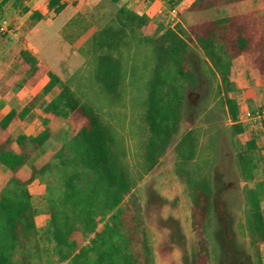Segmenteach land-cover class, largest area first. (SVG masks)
<instances>
[{
    "label": "trees",
    "instance_id": "16d2710c",
    "mask_svg": "<svg viewBox=\"0 0 264 264\" xmlns=\"http://www.w3.org/2000/svg\"><path fill=\"white\" fill-rule=\"evenodd\" d=\"M7 1L3 0L0 10ZM182 1L168 0V5L175 9ZM242 1L246 0H193L182 11H205ZM68 5L64 0H49L48 10L56 17ZM44 18L36 11L31 14L33 21ZM146 22V16L123 6L110 24L97 31L94 44L100 51L95 59L96 82L110 98L117 96L124 80V55L132 49L133 41L152 48V73L144 103L149 131L147 170L156 166L179 132L185 101L181 81L196 80L189 57V42L194 40L209 60L214 77H219L227 87L223 105L232 120V135L248 136L247 150L239 154L244 162L249 153L257 150L256 142L240 121L237 101L227 95L233 85L232 60L239 56L259 72L264 84V14L254 10L196 23L187 30L167 28L155 40L138 36V29ZM16 62L20 70L10 84L14 92L33 88L46 77L48 82L42 94L20 110L11 109L0 120V168L4 169L0 178V264H39L37 260L42 254L60 264H152V247L143 206L135 194L125 139L104 123L95 108L83 101L68 83L47 66L39 65L30 50L22 49ZM57 86L59 93L41 109L43 129L26 130V117L37 109L40 97ZM218 92L221 94V88ZM61 120H66L76 133L56 154L47 152L31 163ZM180 148L184 163L195 158L193 131L181 139ZM50 173H56L60 183L48 186L49 220L41 230L36 223L38 209L31 185ZM191 188L194 236L191 264H212L207 236L213 207L212 185L207 178H201ZM247 198V228L259 250L258 246L264 244V209L259 189L250 188ZM85 237L89 238L87 244ZM258 255V264H264Z\"/></svg>",
    "mask_w": 264,
    "mask_h": 264
},
{
    "label": "rangeland",
    "instance_id": "374dc122",
    "mask_svg": "<svg viewBox=\"0 0 264 264\" xmlns=\"http://www.w3.org/2000/svg\"><path fill=\"white\" fill-rule=\"evenodd\" d=\"M69 2L74 4L56 21L57 29L49 28L52 33L40 40L53 44L40 57L43 59L45 57L46 61L57 62L59 58L65 56L67 60L61 65L65 83H68L83 101L95 108L104 123L112 126L125 139L127 161L135 182V194L143 206L152 247V264H191L194 241L191 227L193 198L191 186L201 178H207L213 190V207L207 228L212 264H258V254L264 261V246L263 244L258 246L257 250L246 223L249 209L247 191L250 188L259 189L264 179L258 176L255 169L250 168L249 156L244 162L239 158L247 134L232 135V120L223 105L227 87L221 84L219 77H214L209 60L198 42L196 40L189 42V57L196 72V80L194 83L181 81L185 89V101L179 132L156 166L147 170L145 153L149 131L144 119V103L148 93V80L152 73V48L133 41L132 49L125 51L124 55V80L117 96L110 98L108 92L96 82L95 59L100 51L96 50L94 37L98 30L112 22L118 9L114 3H111L110 7L103 1L98 7L92 6L88 11L83 10L75 15V20L68 29H63L60 28V23L70 17L79 3L81 7L88 0ZM163 2V13L158 17L150 15L146 24L138 29V36L155 40L159 39L163 30L167 28L187 30L196 23L254 10L264 14V0H246L198 12L182 11L192 0H183L175 9L170 8L168 0ZM139 6L131 5V8L144 11ZM1 11L9 24V30L5 34L0 32V78L4 76L8 81L5 86L0 85V119L9 110H20L33 97L42 94L48 82L46 77L35 89L25 88L23 95L15 96L13 92L15 88H11L10 84L15 79V73L20 70L16 62L17 54L29 46L34 50L32 44L40 46L38 42L33 41L34 35L30 34L34 22L31 23L28 19L26 24L25 19H22L13 24L12 18L15 16L18 18L19 14L15 12L10 15ZM52 16L49 14L53 20L55 17ZM233 79L227 96L237 99L241 103L240 112L244 113L242 101H245V97L241 89L234 85ZM219 88L221 94L218 92ZM4 89L8 94H3ZM59 91L57 86L48 95L40 97L37 109L26 117L24 122L26 130L40 132L43 129L41 109ZM3 100L4 104L1 103ZM246 127L248 130L249 126ZM189 131H193L196 137V156L184 163L180 148L181 139ZM75 133L76 130L66 120L56 123L52 138L31 163L47 152L56 154ZM255 155L252 159L254 166L255 163L259 165ZM3 173L4 169L0 168V178ZM59 183L58 175L50 173L45 179H37L31 185V193L38 209L36 223L41 230L49 220L46 201L48 186ZM84 242L87 244L89 238L85 237ZM37 263L60 264L48 260L45 254H42Z\"/></svg>",
    "mask_w": 264,
    "mask_h": 264
},
{
    "label": "crops",
    "instance_id": "0c3cea01",
    "mask_svg": "<svg viewBox=\"0 0 264 264\" xmlns=\"http://www.w3.org/2000/svg\"><path fill=\"white\" fill-rule=\"evenodd\" d=\"M17 1L18 0H8L2 6L1 10L4 12V14H10L11 15V14H15V12H17L19 14L18 18H16V16L12 18L11 23H13V24H16L17 22L21 21L22 19H25L26 24H27L28 19H30L31 23L34 22L33 23L34 25L30 31L31 32L30 34L34 35L35 38L33 39V41L38 42V44L40 46V47H36L34 44H32L34 47V50H32V48L30 46L28 48L25 47L23 49L30 50L38 59L39 65L47 66L54 74L58 75L64 81L63 69H62L61 65L63 64L64 61L67 60L66 57L62 56L61 58H59L57 60L58 63L52 62V61H46L45 57H44V59L41 58L40 55L43 56V52L44 51L46 52V49H48L53 44L50 41L47 43H43L40 40H42L43 36H46V35L52 33V31L50 32L49 28L57 29L56 28V26H57L56 21L67 10L71 9V7L74 3L71 4L69 2L70 0H64V1L69 3L68 7L59 16L55 17L54 14H52V12H50L48 10L49 0H23L20 3H18ZM75 1H77V0H75ZM103 1H104V3L109 4L110 7H111V3H113L111 0H88V2L81 7H80V3L79 4L77 3L78 8H76L75 11H72V14L70 15V17L66 21L60 23L61 24L60 28L68 29L69 25H71V23L75 20V18H74L75 15H77L78 13H80L83 10L88 11V9H90L92 6L98 7L99 4L102 3ZM2 2H3V0H0V4ZM192 2H193V0H192ZM17 3H18V5H17ZM119 3H121L123 5H121ZM163 3H164L163 0H128L127 2H124L123 0H118V2L114 3V4L116 5V9H118V10L123 6H125L126 8H128L130 10H133L131 8V5L137 6V4H138V5H140L139 7L142 8V10L144 9V11H136V10H133V11L136 12L140 16H143V15L146 16L148 19V18H150V15H152L154 17H158L161 13H163V9H164ZM25 8H28L27 12L25 11ZM34 11L39 12L41 15L45 16V18L40 20V21H33L31 19V14ZM49 14L53 15L52 17H55V18L52 20V18L49 17ZM178 21H179V19H178ZM21 23H25V22H21ZM28 24H29V22H28ZM21 25H24V24H21ZM63 46H64V48H66L65 45H63ZM65 55H68V54H65ZM69 56H70V54H69ZM71 57H73V56H71ZM230 77H231V79H233V77H234V79H233L234 85L237 86L238 88H240L242 93L244 94L245 101H242V104H244V113L240 112V121L245 126L246 129H247L246 126L247 125L249 126V129H248L249 131L248 130H246V131L252 138H254V140L256 142V146H257V150L248 154V156L250 157V162H251V164L249 163V165H250L251 169L253 168L256 170V172L258 173V176H261V178L264 179V117L263 118H255L257 111L264 109V84L260 79L259 72L257 70L250 68L245 63L243 56H239V57L235 58L234 60H232ZM44 79H46V78H44ZM44 79H42V80H44ZM6 83H8L7 78L2 76V78H0V85L5 86ZM35 87H33L32 90L35 89ZM23 92H24V89H20L14 93H15V96H20V95H23L22 94ZM3 94H8V93L5 92ZM233 99H235V98H233ZM235 100L237 101L238 106H239V110H240L241 103L237 99H235ZM1 103L4 104V100H3V102L1 101ZM24 106L25 105H23V107ZM241 135H244V134H241ZM247 141H248V136L246 135V140H245V142H243L245 145L243 144V151H241L240 153H243L247 150ZM256 152H258V153L256 154ZM254 155H255L256 160L259 163V165L255 163V166H254L252 164V159H253ZM259 191L261 193L262 206L264 209V182L260 183ZM262 246H264V244ZM263 257H264V254H263Z\"/></svg>",
    "mask_w": 264,
    "mask_h": 264
},
{
    "label": "built area",
    "instance_id": "2783aa9c",
    "mask_svg": "<svg viewBox=\"0 0 264 264\" xmlns=\"http://www.w3.org/2000/svg\"><path fill=\"white\" fill-rule=\"evenodd\" d=\"M8 30H9V24L7 20H5V17L2 15V13H0V32L5 34L8 32ZM263 117H264V109L257 111L255 118H263Z\"/></svg>",
    "mask_w": 264,
    "mask_h": 264
}]
</instances>
